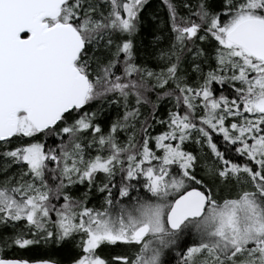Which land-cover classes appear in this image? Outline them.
Returning a JSON list of instances; mask_svg holds the SVG:
<instances>
[{"label":"snow or ice","instance_id":"1","mask_svg":"<svg viewBox=\"0 0 264 264\" xmlns=\"http://www.w3.org/2000/svg\"><path fill=\"white\" fill-rule=\"evenodd\" d=\"M0 264H264V0H0Z\"/></svg>","mask_w":264,"mask_h":264},{"label":"trees","instance_id":"2","mask_svg":"<svg viewBox=\"0 0 264 264\" xmlns=\"http://www.w3.org/2000/svg\"><path fill=\"white\" fill-rule=\"evenodd\" d=\"M159 2L157 1V0H154V4H158ZM145 42H147V41H145Z\"/></svg>","mask_w":264,"mask_h":264},{"label":"flooded vegetation","instance_id":"3","mask_svg":"<svg viewBox=\"0 0 264 264\" xmlns=\"http://www.w3.org/2000/svg\"><path fill=\"white\" fill-rule=\"evenodd\" d=\"M159 2V0H157Z\"/></svg>","mask_w":264,"mask_h":264}]
</instances>
